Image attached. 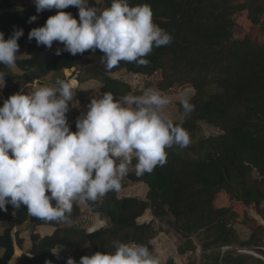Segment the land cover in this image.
Wrapping results in <instances>:
<instances>
[{
	"label": "trees",
	"instance_id": "trees-1",
	"mask_svg": "<svg viewBox=\"0 0 264 264\" xmlns=\"http://www.w3.org/2000/svg\"><path fill=\"white\" fill-rule=\"evenodd\" d=\"M262 15L264 0H0V76L6 82L0 103V176L6 175L0 181V264L10 262L15 248L23 253L17 264H155L154 220L184 240L179 256L195 252V239L203 252L200 264H264L235 251L206 253L264 243V225L248 214L264 221ZM24 47L28 57L21 59ZM9 55L21 77L8 72ZM79 66L88 78L101 79L104 100L76 92L80 105L108 118L109 126L86 132L67 112L51 114L47 92L10 106L23 99L22 85ZM122 71L145 77L143 88L135 92L112 77ZM171 96L181 98L174 104L183 111L181 121L156 115L159 102ZM127 99L138 107L151 103L145 131L126 128L134 116ZM117 100L125 104L110 110L106 102ZM199 122L218 133L196 139ZM120 138L121 151L131 150L133 157L110 158L100 172L87 161ZM26 182L34 185L32 204L19 191ZM86 213L108 224L91 232L56 228L43 238L13 233L27 220L35 226L53 215L77 221ZM149 215L153 221H140ZM236 225L249 230L248 240H241Z\"/></svg>",
	"mask_w": 264,
	"mask_h": 264
},
{
	"label": "rangeland",
	"instance_id": "rangeland-1",
	"mask_svg": "<svg viewBox=\"0 0 264 264\" xmlns=\"http://www.w3.org/2000/svg\"><path fill=\"white\" fill-rule=\"evenodd\" d=\"M13 2H15L16 4H25L31 0H11ZM53 1H59V0H53ZM98 3L102 4L103 0H97ZM102 13V9L99 11V15ZM259 21L260 22H264V15L259 17ZM127 24H130L131 21L128 22V20H126ZM259 26V25H257ZM69 28V26L63 27L62 29H59V34L63 33L64 31H66ZM128 28V27H127ZM259 28V27H258ZM76 70H78L79 72L74 71V75L76 78L82 80L85 78H88V76L84 75L83 76V72L84 69L82 66H79V68H76ZM69 76V74H66ZM70 78V77H69ZM116 78L118 79H122L126 82H129L133 88V90L135 92H137L138 90H140L141 88H143L144 84H145V77L142 76H135L129 73H126L125 71L120 72L118 75H116ZM65 79V78H64ZM63 79V81H64ZM94 80V79H92ZM85 81V80H84ZM97 81V82H96ZM79 84L75 85L77 87H74L75 89H73V93L76 97V99L74 100V110L71 109V104L67 101V99L64 97V100H66L65 102V108L64 110L62 109V113H64L63 115L68 114V112H73V120H71L72 122H76L80 127H84V121L88 122L86 124H89L90 126H95L96 124H101L104 122H107L108 118H106L105 116H102L101 114H97L96 112H91L88 110H85L81 107L80 105V98L76 96V92H91V95L99 97L100 94V89L102 87V81L100 78L95 79V81H90V84L87 85L86 90L85 91H80L81 89L78 86ZM70 91H72V88L69 87ZM79 90V91H77ZM62 98V97H61ZM150 100L151 97H148ZM52 99V98H51ZM47 100L48 104L53 107V110L51 112V114L56 113V107L55 105L51 104L52 100ZM63 99V98H62ZM177 101H180L181 98H175L174 96H171L170 98H168L166 101L164 100L163 102H159V109L158 111H156V115L163 119L166 120L168 122H175V121H181L182 119V114L183 111L178 109L174 104ZM125 100H117L115 102H106L107 106L110 108V110H113L114 106L121 108L125 103ZM156 100H153V102H155ZM97 102H102V101H97ZM47 104V103H46ZM53 104H56L55 102V98L53 100ZM63 105V101L61 103ZM128 104V105H127ZM151 103H149V105L147 107L142 106L139 104V107L137 106L138 103H134L131 99H127L126 100V105L128 106V109L132 110L134 112V116L132 117L131 121L129 122L130 127L132 130L135 131H145V129L147 128L146 126V119H148L149 117V106ZM156 106V105H153ZM158 106V105H157ZM96 113V114H95ZM123 118V117H121ZM218 133L217 130H215L212 126L205 124L203 122H199L198 123V130L196 132V139L199 137H210V136H215ZM194 139H190V142H193ZM121 146L120 143H117L115 146L109 148V150L105 151V152H101V151H97L95 154H93L87 161H93L97 164L98 166V171L100 172L107 164L108 159L113 158L117 161L120 162H124L126 161L128 158L133 157L132 155H128V154H123V152L121 151ZM137 190V189H136ZM242 209H240L239 207H236V211L237 212H241ZM249 216H251L252 218H254L256 220V222H258L261 225H264V221L261 219V217H259L258 215L255 214L254 211L250 210L249 211ZM90 217L92 215H89ZM93 217V216H92ZM94 218V217H93ZM92 218V219H93ZM146 220L149 221H153V218L151 215L142 218L140 221L141 222H145ZM153 228L156 231V235L155 238L152 240V244L154 247V252H153V256H154V261L155 264H163L165 263L168 259H173L176 264H186L188 261L190 260H194L196 264H200L201 261V257H202V250L200 245L198 244V242L194 239V244L197 247L195 252L190 253L188 252L185 256H179L178 252H177V247L181 244H183L184 240L177 235L173 230L169 229L168 226H166L164 223L159 222L158 220H154L153 223ZM104 226L103 224L101 225H96V227H102ZM236 230L239 233V237L241 238V240L246 241L249 238V230H247L245 227L241 226V225H236ZM231 247V249L226 250L224 252H222V249H217V250H210L208 252H206L207 254H211L212 252H218L220 253L222 256L225 253H230L235 251V253H238V250H240L239 252L242 251H248V252H254L255 254H258L260 256L263 257V261H264V243L262 245L259 246H245V247H237V246H229ZM257 248L263 249V250H258ZM133 253L141 258V259H146L148 254L144 251V250H140L137 249L136 247H132L131 248ZM238 254H245V253H238ZM245 255H250V254H245ZM252 256V255H250ZM254 257V256H253ZM89 258H92V255L89 254ZM256 258V257H254Z\"/></svg>",
	"mask_w": 264,
	"mask_h": 264
},
{
	"label": "crops",
	"instance_id": "crops-1",
	"mask_svg": "<svg viewBox=\"0 0 264 264\" xmlns=\"http://www.w3.org/2000/svg\"><path fill=\"white\" fill-rule=\"evenodd\" d=\"M11 1V0H10ZM21 1V0H19ZM12 3H15L13 1H11ZM16 4V3H15ZM18 4V3H17ZM20 5V4H19ZM23 5V4H22ZM19 57L21 59H25L28 56L26 55V47L22 48L20 51V55ZM69 70H62L60 72H56V73H50L49 75H47L46 77L42 78L40 81H34L33 83L27 84V85H22L20 87L19 90V96L22 95L23 99H20L18 97V99H16L13 102H10V106L11 107H15V106H19V105H24L26 103H28L31 99V97L33 95H44L45 92H47V96L44 97V99L50 100L51 98V104L57 106L56 107V113L60 114L61 116H63L64 113H62V109L64 110L65 108V102L66 100H64V97L67 99V101L71 104V109L74 110V100L76 99L74 93H73V89H75L74 87L77 86H72L71 85V81H74L77 84H79V88L81 89L80 91H85L87 87V85L90 84V81H95L90 79V78H85L80 80L78 78H76L74 75V71L79 72L78 70H76V68H74L73 70L69 71V76L66 75V72ZM8 72H10L11 74L15 75V76H19L21 77L23 75V73L16 67L11 55H9V65H8ZM119 73L113 74L112 77L115 79L116 75H118ZM84 72H83V76H84ZM70 77V78H69ZM65 78V79H64ZM64 79V81H63ZM85 80V81H84ZM97 82V81H96ZM5 78L0 76V103H4V96H3V91H4V87H5ZM39 83L41 85H39ZM69 87L72 88V91H70ZM79 91V90H77ZM89 92V91H88ZM101 94V93H100ZM63 99H62V98ZM55 98V102L56 104H53V100ZM88 100L90 101H102L104 102L102 96L100 95L99 97L90 95L87 97ZM77 100V99H76ZM63 101V105L61 104ZM109 102V101H108ZM128 105V104H127ZM54 107V106H53ZM64 107V108H63ZM92 111H90L91 113ZM94 113V112H93ZM96 114V113H95ZM98 114V113H97ZM1 115V114H0ZM67 117L70 118L71 120H73V112H68ZM74 124L78 125L76 122L73 121ZM84 123V127L81 126V128H83L86 132H89L90 129L94 126H90L89 124H86L88 122H83ZM130 123H125L126 128L129 131H135L132 130L130 125ZM109 126L110 125V121L107 120V122L104 123H99L96 124L95 126ZM79 126V125H78ZM80 127V126H79ZM20 131L25 132L26 131V125L24 124ZM117 143L121 144V138L118 139L113 145L109 146L107 148V151L109 150V148L115 146ZM98 150L95 151V153ZM105 152V151H102ZM125 154V153H123ZM126 154L128 155H135L133 151L128 150L126 152ZM78 158V157H77ZM74 164L79 163L78 159L74 160L73 162ZM6 177L5 174H2L0 176V181L4 180ZM34 189V185L30 182H26L24 183L23 187L21 189H19L20 194L22 196V198L25 201H28L30 204L33 203V200L31 199L30 193L33 191ZM13 207H15V205L13 204ZM58 215V213H57ZM89 215H92L91 217ZM55 215L51 216L49 219L44 218V222L42 225H35L33 226L31 222H29V220H27L23 225L16 227L13 230V233L18 232L20 234L21 237H29L32 234H36L39 235L40 238L46 237V236H50L53 234V232L55 231L56 228H69L71 226H77L79 228H85L87 230V232H91L99 227H96V225H104L106 226L108 224V221L106 219L101 218V216L96 215V214H91V213H86L80 220L77 221H67L65 220L64 215H59L57 216L58 218L54 219ZM93 218V219H92ZM3 226L0 223V235L3 233ZM22 251H20L19 249L15 248L14 249V255L11 258L10 262L8 264H17L19 258L22 255ZM4 255V249L0 248V259L3 257ZM28 258H31L30 255H26Z\"/></svg>",
	"mask_w": 264,
	"mask_h": 264
},
{
	"label": "built area",
	"instance_id": "built-area-1",
	"mask_svg": "<svg viewBox=\"0 0 264 264\" xmlns=\"http://www.w3.org/2000/svg\"><path fill=\"white\" fill-rule=\"evenodd\" d=\"M221 249H222V252H224V251H226V250L231 249V247H229V246H224V247H222ZM257 249H258V250H263V249H260V248H257ZM239 251H240V250H238V253L250 254V255L256 257L257 259L263 261V257L260 256V255H258V254H255L254 252H248V251H247V252H246V251L239 252ZM263 262H264V261H263Z\"/></svg>",
	"mask_w": 264,
	"mask_h": 264
}]
</instances>
